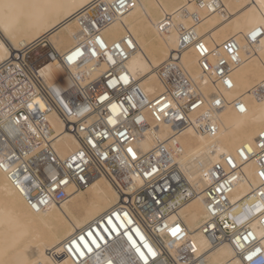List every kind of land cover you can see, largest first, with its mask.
<instances>
[{
  "label": "built area",
  "instance_id": "built-area-1",
  "mask_svg": "<svg viewBox=\"0 0 264 264\" xmlns=\"http://www.w3.org/2000/svg\"><path fill=\"white\" fill-rule=\"evenodd\" d=\"M135 4L136 0H123V6L121 0H93L77 15L80 36L74 47L62 53L43 37L13 49L0 62V168L36 211L62 205L70 195L69 186L85 189L99 176L111 181L118 202L65 243L63 250L77 262L92 256L89 264H209L205 253L196 252L184 221L170 220L198 193L186 173L194 165L198 174L209 177L204 188L208 217L201 229L211 248L230 242L245 264H264L261 239L250 224L257 218L264 230V131L255 151L242 145L237 155L224 154L218 160L213 156L215 143L184 160L179 139L189 129L208 137L218 133L219 113L229 101L222 91L207 94L203 82L233 88V71L243 61L242 46L229 37L216 51L196 27L182 29L179 49L157 70L163 90L150 97L126 65L137 50L134 35L127 31L115 42L103 41V31ZM193 18L200 20L196 13ZM169 27L168 19L160 23L161 31ZM255 30L264 33L262 28ZM253 31L247 36L252 45L261 37L252 40ZM189 46L197 52L202 80L193 78L180 61ZM89 61L106 68L83 84L75 72ZM54 69L59 71L54 74ZM253 91L263 96L264 83ZM54 112L79 142L64 157L45 125ZM165 129L168 134L161 136ZM149 140L152 144L144 147ZM253 157L259 184L248 196L233 201L234 189L244 180L243 164ZM159 230L166 231L174 244L180 243L166 245ZM127 235L139 244L141 255ZM171 248L177 249L176 255L169 253Z\"/></svg>",
  "mask_w": 264,
  "mask_h": 264
},
{
  "label": "bare ground",
  "instance_id": "bare-ground-1",
  "mask_svg": "<svg viewBox=\"0 0 264 264\" xmlns=\"http://www.w3.org/2000/svg\"><path fill=\"white\" fill-rule=\"evenodd\" d=\"M91 1L0 0V62L12 55L13 49H20L43 37L62 53L74 47L80 36L77 15ZM194 13L200 16L198 22H194ZM166 19L170 27L164 32L160 30V23ZM191 27H196L198 34L216 51L224 40L236 37L242 46L243 61L233 71V88L203 82L207 94L222 91L229 102L219 113L220 130L214 136L199 135L189 129L179 137L184 148V160L192 159L211 143L217 145L214 160L224 154L237 155L242 145L255 151L257 137L264 131V95L258 97L253 91L264 83V33L254 45L248 42L247 36L255 29L264 30V0H136L132 9L103 31V41L105 44L115 42L127 31L134 35L137 50L126 65L146 93L154 97L163 90L158 68L174 50L179 49L182 29ZM180 61L193 78H202L193 46L182 50ZM105 68L104 63L96 65L89 61L75 72V76L84 84L99 77ZM58 71L54 69L53 73ZM45 122L53 131L50 135L55 137L60 156L64 157L78 148V140L66 130L57 112L47 116ZM168 132L165 129L161 136ZM151 144L149 140L144 147ZM195 169L194 165L189 166L186 173L198 193L170 220L181 218L184 221L196 252L205 253L209 264H245L233 244L224 242L211 248L202 231L201 225L208 217L204 188L209 177L198 174ZM243 172L244 180L234 189L233 201L248 196L259 184L255 157L243 164ZM68 190L70 195L62 205L52 204L43 211H36L0 168V264H89L87 259L91 261L92 256L77 262L63 250L65 243L111 209L120 196L105 176L97 177L85 189L69 186ZM261 190L264 198V185ZM250 224L264 248V230L259 220L252 218ZM159 234L170 247L180 243L174 244L166 231L159 230ZM127 237L136 253L141 255L139 244L129 235ZM102 239L108 241L104 235ZM176 250L171 248L169 253L176 255Z\"/></svg>",
  "mask_w": 264,
  "mask_h": 264
},
{
  "label": "snow or ice",
  "instance_id": "snow-or-ice-1",
  "mask_svg": "<svg viewBox=\"0 0 264 264\" xmlns=\"http://www.w3.org/2000/svg\"><path fill=\"white\" fill-rule=\"evenodd\" d=\"M121 6H123V0H121ZM260 35H261V32H260L259 30H255V31H253V32L251 33V38H252V40H256L257 37L260 36ZM79 54H80V53H77V55H79ZM69 59H72V57H69ZM123 79L125 80V82H127V77H124ZM227 83H229V85H230V82H227ZM216 103L219 104L220 101L217 100ZM241 110H243V109H241ZM261 146L264 147V144H262ZM129 151H131V149H129ZM247 151L251 152L252 149H251V148H248ZM133 155H135V153H133ZM261 175L264 176V172H262ZM178 231H179V229L176 228V229L173 230L172 234H173V235H176V233H177ZM79 247H80V246L77 245V249H79ZM89 250H90V249H89ZM149 250L151 251V249H149ZM79 254H80V255H84V253H83L82 251H81ZM152 254L155 255L154 252H153ZM248 259H251V256H249Z\"/></svg>",
  "mask_w": 264,
  "mask_h": 264
}]
</instances>
